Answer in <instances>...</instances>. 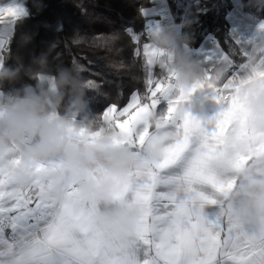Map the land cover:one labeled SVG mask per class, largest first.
Instances as JSON below:
<instances>
[{
	"label": "snow or ice",
	"instance_id": "obj_1",
	"mask_svg": "<svg viewBox=\"0 0 264 264\" xmlns=\"http://www.w3.org/2000/svg\"><path fill=\"white\" fill-rule=\"evenodd\" d=\"M5 14L15 22L26 12L22 3L14 2L0 7V16ZM259 27L264 30V23ZM146 31L148 35L142 38L125 29L134 45L133 58L141 61L143 92L133 90L126 104L113 102L100 117L124 138L117 142L142 147L148 133L141 125L147 113L164 107L161 101L166 100V119L172 123L177 106L200 88L211 91L220 111L206 120L185 111L182 121L175 125L176 140L166 147L164 159L146 166L134 183L114 193L116 199L131 198L142 210L134 237L126 243L98 230L91 221L92 210L75 203L42 202L33 191L12 190L0 179V264H264V231L226 223L216 212L221 203L218 194L231 190L236 178L222 181L210 168V161L223 153L225 133L234 122L243 124L247 118L240 89L254 78L264 80V56L251 69L245 59L219 85L218 76L206 74L190 89H181L178 96L169 99L172 77L155 74L152 58L158 53L149 41L154 30ZM113 39L101 35L94 37V42L107 47ZM7 52L8 47L0 42V65ZM241 55L247 57L248 52ZM221 58L232 64L228 57ZM72 62L81 65L75 58ZM85 82L90 89L100 88L93 79ZM257 154H264V146ZM250 159L239 157L237 168L246 166ZM49 167L54 165L40 164L37 173ZM73 191V187L68 189L69 199Z\"/></svg>",
	"mask_w": 264,
	"mask_h": 264
},
{
	"label": "clouds",
	"instance_id": "obj_2",
	"mask_svg": "<svg viewBox=\"0 0 264 264\" xmlns=\"http://www.w3.org/2000/svg\"><path fill=\"white\" fill-rule=\"evenodd\" d=\"M264 4V0H257ZM194 21L185 19L184 27ZM15 22L0 16V42L7 47L14 37ZM152 49L158 54L152 65L159 76L171 79L173 96L187 91L205 78L206 72L188 52L190 36L177 35L170 28L150 33ZM29 42L21 35L20 44ZM264 56V37L249 50V68ZM83 67L73 62L50 68L48 55H33L25 66L20 57L0 65V179L15 191H33L45 203H75L92 210L95 227L121 243L134 237L142 210L131 198L116 199L114 193L134 183L146 166L162 161L166 147L176 140L175 125L182 121L185 102L177 106L175 119H166L167 106L147 113L141 130H147L142 147L118 143L124 138L105 120L86 113L85 96L90 88L82 77ZM251 73H245L247 78ZM28 77L32 83L16 85ZM247 118L234 122L223 136V153L210 161V168L225 182L236 178L235 186L220 193L216 212L226 223L256 232L264 231V80L259 77L242 85ZM80 116L79 122L75 117ZM71 129V131H70ZM84 134L80 135V130ZM251 156L237 168L238 158ZM54 167L37 173V166ZM135 173V175H130ZM39 181L38 184L36 182ZM34 185L35 188H34ZM74 188L69 199L68 189Z\"/></svg>",
	"mask_w": 264,
	"mask_h": 264
},
{
	"label": "trees",
	"instance_id": "obj_3",
	"mask_svg": "<svg viewBox=\"0 0 264 264\" xmlns=\"http://www.w3.org/2000/svg\"><path fill=\"white\" fill-rule=\"evenodd\" d=\"M28 15L15 21L14 37L8 45L3 64H12L20 57L25 66L33 55L46 52L51 69L67 66L75 58L86 69L85 79L100 84L98 90L86 91V113L101 117L104 109L113 102L123 106L130 93L144 90V72L141 61L133 58L134 45L125 29L146 37L147 18L141 9L152 7L154 0H23ZM245 13L264 21V4L257 0H240ZM175 23L182 25V35L190 36L188 47L197 48L210 35L236 64L244 58L230 37L227 19L233 8L232 0H199L187 6L177 0H167ZM185 19L194 22L184 27ZM29 42L21 46V35ZM115 37L105 47L94 42L97 36ZM75 41V42H74ZM121 63L123 67H120ZM158 74L157 70H154ZM96 73L97 75H93ZM32 83L26 76L12 87ZM122 93V95H120ZM75 119H80L76 116Z\"/></svg>",
	"mask_w": 264,
	"mask_h": 264
},
{
	"label": "crops",
	"instance_id": "obj_4",
	"mask_svg": "<svg viewBox=\"0 0 264 264\" xmlns=\"http://www.w3.org/2000/svg\"><path fill=\"white\" fill-rule=\"evenodd\" d=\"M14 2L17 4L22 3L26 12V15L22 18L26 17L28 11L23 0H0V7ZM232 3L233 8L227 16L230 25V37L241 53L249 52L253 45H255L261 37H264V30L259 27L264 21L257 20L253 16L245 13L240 0H232ZM143 14L147 18L146 29L157 30L161 28H170L175 34L182 35V25L173 21L172 15L168 9L167 0H154L152 7L145 9ZM3 18L7 19L9 17L5 14ZM146 34L148 35L147 31ZM188 52L192 58L200 62L206 74L218 76L216 80L217 85L224 82L226 78L237 71L238 64L232 61L220 47L219 43L210 35H207L197 48L188 47ZM222 56L228 57V59L232 61V64H227V62L221 58ZM242 57L244 60L246 59V57ZM168 98H175L171 91L168 93ZM166 103V100L161 101V104L164 106ZM185 104L189 114L205 120L213 117L220 111L221 107L213 99L211 91L206 88L193 91L185 101ZM75 120L79 122L78 119Z\"/></svg>",
	"mask_w": 264,
	"mask_h": 264
},
{
	"label": "rangeland",
	"instance_id": "obj_5",
	"mask_svg": "<svg viewBox=\"0 0 264 264\" xmlns=\"http://www.w3.org/2000/svg\"><path fill=\"white\" fill-rule=\"evenodd\" d=\"M179 4H181L182 2L186 1L187 6H190L191 4H198L199 0H177Z\"/></svg>",
	"mask_w": 264,
	"mask_h": 264
}]
</instances>
